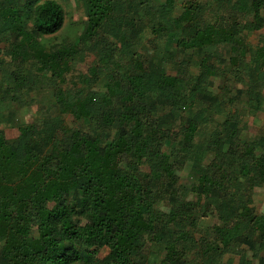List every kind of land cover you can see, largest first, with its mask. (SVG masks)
Here are the masks:
<instances>
[{"label": "trees", "instance_id": "trees-1", "mask_svg": "<svg viewBox=\"0 0 264 264\" xmlns=\"http://www.w3.org/2000/svg\"><path fill=\"white\" fill-rule=\"evenodd\" d=\"M71 1L85 19L57 41ZM260 23L264 0H0V264H264ZM39 77L52 102L18 123L2 106Z\"/></svg>", "mask_w": 264, "mask_h": 264}, {"label": "rangeland", "instance_id": "rangeland-1", "mask_svg": "<svg viewBox=\"0 0 264 264\" xmlns=\"http://www.w3.org/2000/svg\"><path fill=\"white\" fill-rule=\"evenodd\" d=\"M198 3L202 4L205 3L207 0H196ZM64 12H65V18L64 23L60 31L55 33L53 36L57 38L58 40L66 39H72L73 41L76 40L77 32L80 29L83 20L85 19L84 13L82 8L79 5H76L73 1L69 3L63 4ZM216 18V15L213 16V19ZM244 19H252V13L247 14L244 16ZM259 25V24H258ZM50 37V36H49ZM48 38V37H47ZM259 38L264 39V24L260 23V27L258 26L257 30H254L252 33L248 35V40L251 44H255ZM52 39V37H51ZM146 42L155 47L153 48L155 51H160L162 49V42L163 38L147 34L145 36ZM231 51H235V46H232ZM174 57V56H173ZM94 58V53L88 54L85 56L84 60H81L76 64V67L73 69L74 73L77 71H86L87 67L91 63V61ZM175 58H180V56H176ZM9 67L12 68L13 65L9 64ZM261 68H264V65L261 66ZM181 72L186 75L190 76L194 71L196 70L195 66L193 64H184L182 63L180 65ZM220 69L217 67L215 69L214 74V80L215 85L212 89H218L219 84L221 83V79L218 75ZM64 81L60 82L62 85H70V83L75 80V76L72 75V73L66 74L64 76ZM50 83L49 81H46L45 77H39L38 81L36 82V87L33 89V91H30L29 97H25L22 95L24 99L27 100V102L21 101V102H15L12 101L9 104H4L2 107L7 110L12 111V116L17 120V122H31L35 119H37L41 113L44 114V111L46 107L50 106V103L52 102V94L50 89ZM241 83L238 81L235 83V87H241ZM201 90L208 91L213 93V90L206 89L204 86L201 87ZM234 92V91H232ZM181 107H185L187 105L186 100L180 101ZM6 110V111H7ZM42 111V112H41ZM245 137L247 139L253 138L254 135L260 134L264 132V112H260L253 115H247L245 117ZM1 128L3 129L5 135L7 138H13L18 134L17 126L12 125L9 121L2 123ZM183 174V175H182ZM181 180H180V186H181V193L185 191L187 187H189L192 183V180L186 176V171L181 172ZM187 197L193 198L192 192L188 191ZM186 194V193H185ZM254 204L256 208L259 211L264 212V188H255L254 194H253ZM222 233L227 238H232L233 234L231 230L227 227H224L222 229ZM106 251H103L101 255L105 254ZM252 264H258L256 261H254Z\"/></svg>", "mask_w": 264, "mask_h": 264}]
</instances>
